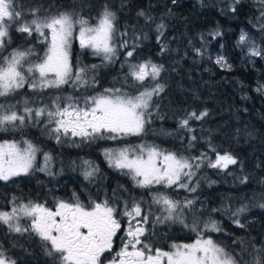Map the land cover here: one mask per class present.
<instances>
[{"label": "snow or ice", "instance_id": "obj_1", "mask_svg": "<svg viewBox=\"0 0 264 264\" xmlns=\"http://www.w3.org/2000/svg\"><path fill=\"white\" fill-rule=\"evenodd\" d=\"M172 2L176 3V0ZM237 3L239 0H233V4ZM231 10L236 9L232 7ZM261 14L264 15V12ZM138 15L146 14L141 11ZM28 16H31L30 20L27 19ZM92 19L96 23H91ZM163 28V24L157 26L161 35ZM13 30L29 37L34 32L37 33L43 38L42 42L47 43V50L43 57H37L38 62H31L29 59L35 55L32 47L14 49L9 55L0 57V97H9L25 84L33 91L41 92L45 89L59 90L67 84L77 88L95 85V76L89 80L88 73L95 72L98 65H84L73 71L74 34L81 49L91 50L92 54L102 56L105 62H112L117 55V45L114 43L117 35L116 13L107 4L102 6L96 17H85L75 9L58 11L54 15L44 14L40 7H31L25 12L22 2L18 7L17 0H0V50H6L11 44ZM122 35L127 36V33ZM212 35L215 37L221 33L217 30ZM248 41L247 34L242 33L239 42L244 44ZM119 47L127 49L129 41L123 40ZM136 47L133 44L131 50L126 52V57H133ZM196 52L202 55L200 49H196ZM250 55H264V49L257 48L252 43ZM216 63L230 68L223 57H218ZM161 70L162 66L146 61L130 65L127 75L137 84L143 85L146 79L158 77ZM162 91L163 86L156 84L138 94L109 88L95 96L57 95L48 103L35 108L29 106L28 100L22 102V107L19 101L11 105L0 104V131H19L28 124L39 123L43 118L46 120V130L57 143H61L63 137L95 141L140 136L145 132L146 125L151 123L152 114L148 110L152 106V97ZM207 115L206 110L200 113L190 112L179 122V127L193 132L190 121L203 120ZM195 139L196 136L193 135L191 140ZM24 143L26 147L21 148L16 141L0 142V181L7 182L14 177L27 176L34 169L39 149L30 141L26 140ZM103 154L110 166L129 175L136 187L151 189L160 185L191 192L196 191V188L189 187V182L195 170L206 159L203 154L200 157H185L145 144L119 150L105 149ZM50 159L45 153V167L38 170L45 171ZM85 163L88 164L87 161ZM237 163V159L231 154L217 153L215 162L209 161L207 166L226 169ZM89 167L91 170L85 172L86 178L98 171L91 165ZM246 181L247 177H244L242 182ZM73 197L71 201L58 200L54 209L32 201L17 206L14 198L11 211H0V224L6 225L10 232H27L37 236L46 255L52 259V264H264V248L257 249L253 246L252 252L256 255L249 261L242 255L229 252L210 236L203 235L204 232L223 231L214 220L204 223L201 229V222L194 218L191 228L197 231L198 238L193 243H173L169 250H164L150 241L149 230L145 227L149 217L143 213L140 202L126 201L123 210L119 211L114 202L117 199L116 190H113L111 197L106 196L103 200L90 199L88 204L80 201L75 192ZM153 203L162 205L167 213L166 216L156 217L155 222L178 220L189 227L182 211L177 210L193 207V200H185L181 204L180 201L157 192L153 194ZM259 206L264 208V204ZM246 210L247 205L241 206L232 215L239 216ZM118 215L128 218V226L124 229L125 235L120 238L121 246L117 251L114 249L115 239L122 230ZM22 217L28 218L27 226L21 225ZM233 222L240 228L245 227L239 219ZM242 252H248V249L244 248ZM0 264L16 262L0 250Z\"/></svg>", "mask_w": 264, "mask_h": 264}, {"label": "trees", "instance_id": "obj_2", "mask_svg": "<svg viewBox=\"0 0 264 264\" xmlns=\"http://www.w3.org/2000/svg\"><path fill=\"white\" fill-rule=\"evenodd\" d=\"M21 2L25 12L31 7H40L48 15L82 8L81 16L96 17L104 4L116 13L117 35L114 43L117 55L101 76L88 73L89 80L95 76V85L71 89L63 86L55 91L67 92L75 97L109 88L138 94L156 84L162 85L163 91L152 97V106L148 110L152 114L151 123L137 138L185 157L206 156L199 167V179L190 181L196 188L193 197L184 195L185 200L194 201L192 209H185L188 223L191 225L192 220L203 213L207 218L204 223L210 220L218 222L223 231L202 234L210 236L229 252L242 255L245 260L250 261L256 255L252 252L253 246L264 248V208L259 206L264 204V55H250L252 43L264 49V15L261 14L264 2L17 0L18 7ZM232 7L236 10L232 11ZM141 11L146 15H138ZM160 24L164 25L162 35L157 30ZM217 30L221 35L213 37L212 33ZM125 32L127 36L122 35ZM242 33L249 37L247 43L239 42ZM11 36V44L6 50H0V57L13 48L23 50L32 47L37 54L41 52L42 43L37 33L29 37L13 30ZM125 39L129 41L127 49L119 47ZM133 44L137 45L133 57H126ZM196 49H200L202 55L197 54ZM77 51V48L73 49L74 70L83 66ZM85 53L82 57L87 63L89 61L88 64L106 63L89 52ZM218 57H223L230 68L217 64ZM146 61L162 66V70L155 79L148 78L143 85H139L127 75L129 66ZM21 94L23 90L10 95L8 100ZM205 110L208 115L203 120L190 121L193 132L179 127V122L188 113ZM28 130L29 127H24L18 132L6 133L19 142L27 140L36 145L40 159L45 153L57 158L66 156V144L55 143L52 137L32 136ZM158 131L161 134H157ZM162 131L168 134L162 135ZM193 135L196 136L194 141L191 140ZM217 153L231 154L238 163L226 169L207 166L209 161L215 162ZM39 164L40 161L29 175L20 176L22 182L31 183L36 177L47 176L37 172ZM244 177H247L246 182H242ZM240 203L247 205V210L234 217V205ZM235 219H239L245 227H238L233 222ZM244 248L248 252H242Z\"/></svg>", "mask_w": 264, "mask_h": 264}, {"label": "flooded vegetation", "instance_id": "obj_3", "mask_svg": "<svg viewBox=\"0 0 264 264\" xmlns=\"http://www.w3.org/2000/svg\"><path fill=\"white\" fill-rule=\"evenodd\" d=\"M85 51L77 52L82 55ZM7 55L5 54L4 56ZM35 56H37V52H35ZM24 87L17 93L21 92V90L29 89ZM55 90L45 89L42 92L37 90L34 91L33 95L21 94L16 98L7 100L13 102L18 101L22 96H29L33 100V104L42 105L48 99L56 96ZM0 102L4 104V97L0 98ZM42 120L44 119L42 118ZM52 138L57 143L53 136ZM2 141H4V132L0 131V142ZM120 142L119 139L84 141L79 137H63L60 144H66L67 154L65 157H60L63 159L67 173L58 178L36 177L31 183L22 182L20 177H14L7 182L0 181V211H11L14 206V198L17 206L32 201L54 209L58 200L71 201L74 199V192L79 196L80 201L88 204L90 199L103 200L106 196L111 197L113 190H116L117 199L114 202L117 203L119 211L123 210V205L126 201L129 203L132 201L141 203L143 213L149 217V222L145 225L149 230V239L156 247L169 250L170 245L173 243H193L198 238V233L192 230L191 225L188 223L187 215H183L186 208L178 210L179 212L182 211L185 222L189 227H185L178 220L157 223L155 222L156 217L165 215L161 210L162 205L153 203V194L157 192L164 193L171 199L180 201L183 204L185 201L184 195L193 197L192 195L195 191L191 192L176 187L164 188L160 185L153 186L151 189L136 187L131 177L111 167L108 159L103 154L105 149L114 150V146H118L117 144ZM89 165L98 169V171L92 177L86 178L85 172L91 170ZM37 172L41 174L44 171L37 169ZM189 187L195 186L189 182ZM186 200L190 199L187 198ZM117 218L122 224V230L117 234L114 244V249L118 251L121 246L120 238L125 235L124 229L128 226V218L122 215H118ZM20 223L23 226H27L29 220L22 217ZM0 250H3L5 255L14 260L16 264H52V259L46 255L42 242L37 236L27 232L23 234L10 232L7 226L2 224H0Z\"/></svg>", "mask_w": 264, "mask_h": 264}, {"label": "rangeland", "instance_id": "obj_4", "mask_svg": "<svg viewBox=\"0 0 264 264\" xmlns=\"http://www.w3.org/2000/svg\"><path fill=\"white\" fill-rule=\"evenodd\" d=\"M73 9H75L77 12H79L80 13V11H82V8H78V9H76V8H73ZM72 9V10H73ZM30 20V19H29ZM91 23H96V21H95V19L94 20H91L90 21ZM45 31H47V30H45ZM38 35V34H37ZM40 38V42L42 43V49H41V52H39V54H37V56H35V55H33V56H31L29 59H30V61L31 62H38L37 61V57H43V55H44V53H45V51L47 50V43L46 42H42V40H43V38L42 37H39ZM73 48H75V50H76V48H77V50L79 51V52H83V51H85V49H81L80 47H79V42H78V40H76L75 39V34H74V38H73V41H72V53H73ZM14 49H18V48H13L9 53H7V54H10ZM85 52H89L92 56H96V58H100V59H102V61H103V58H102V56H97V55H94V54H92V52H91V50H86ZM82 53V55H81V57L79 58L80 60L79 61H82V64H83V66L84 65H87V66H91V65H98L99 67L95 70V72H92V71H89V73H91V74H94L95 76L97 75V76H101V74H102V72L105 70V67L106 66H108L109 64H110V62H106L105 64L104 63H102V62H100V64H98L97 62H94V63H91V64H88L89 63V61H88V63H87V60H85L82 56H84L85 57V54L86 53ZM6 54V55H7ZM98 58V59H99ZM72 60H73V58H72ZM105 62V61H104ZM27 66V65H26ZM25 66V67H26ZM74 63H73V71L75 72V70H74ZM79 67V66H78ZM77 67V68H78ZM27 85V86H26ZM64 86H69L70 87V89L71 88H74L71 84H69V85H64ZM26 87H28L29 89H24L23 90V94H29V95H33L35 92L28 86V84H25V87L24 88H26ZM22 89V88H21ZM20 90V89H19ZM19 90H17V91H19ZM104 92V91H103ZM102 91L101 92H97V93H92V94H89V95H85V96H95V95H98V94H102L103 93ZM13 94H17V92L16 93H13ZM61 94V96H73V97H75V95H73V94H70V93H57L56 92V95H60ZM12 95V94H11ZM0 98H3V97H0ZM4 99H6V102H5V100H4V104H6V105H11V104H17V102L19 101V102H21V107H22V102L23 101H25V100H28L29 101V106H31V107H33V108H35V107H38V106H42V105H35V104H33L34 102H33V100L29 97V96H22V98L21 99H19L18 101H13V102H10V101H8L7 99H8V97H4ZM51 99H48L45 103H48L49 101H50ZM2 102H0V104H1ZM45 125H46V121H44V120H42L41 119V121L39 122V123H37V124H28V125H26L25 127H29V130H28V133L30 134V135H35V136H37V137H43V138H50V137H52L50 134H49V132L46 130V127H45ZM18 132V131H17ZM163 132V134L162 135H167L168 134V132L167 131H162ZM157 134H161L160 133V131H158V132H156ZM8 135V133H6V132H4V140H9V141H18V140H16V139H13V138H10L9 136H7ZM136 137V138H135ZM119 141H121L120 143H118L117 145L118 146H114L115 148H113L114 150H119V149H121V148H124V147H135V146H137V145H141V144H145V145H151L150 143H148L147 141H144V140H142V139H138L137 138V136H129V137H123V138H120L119 139ZM19 145H20V147L21 148H24V147H26V144L24 143V142H17ZM33 144V143H32ZM34 145V144H33ZM36 146V145H35ZM38 148V147H37ZM161 149V148H160ZM163 150V149H162ZM165 151V150H164ZM51 157V159L47 162V168H46V170L43 172V174L46 176V178H48V177H62V176H64L66 173H67V171H66V169H65V167H64V163H63V159H61V157L60 156H58V158L57 157H55L54 155H51L50 156ZM40 161V164H39V167L40 168H42V167H45V160H44V158H39V154H38V152H37V154H36V160H35V162H34V169H36V167L38 166V162ZM199 177H200V175H199V169H196L195 170V174L193 175V177H192V179L191 180H198L199 179ZM205 178V177H204ZM241 206H243V204L242 203H240V204H235L234 205V209L236 210V209H238V208H240ZM161 210H162V213L166 216L167 215V213L163 210V207H161ZM178 212H179V210H177ZM185 214H186V212L185 213H183V215L185 216ZM196 219H198L201 223H200V227L203 225V223L206 221V215L203 213L202 215H200L199 214V216H196L195 217ZM207 236V235H206Z\"/></svg>", "mask_w": 264, "mask_h": 264}]
</instances>
